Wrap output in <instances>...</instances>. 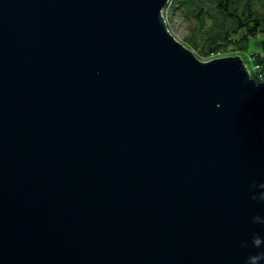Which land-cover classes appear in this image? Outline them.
<instances>
[{
	"label": "water",
	"instance_id": "1",
	"mask_svg": "<svg viewBox=\"0 0 264 264\" xmlns=\"http://www.w3.org/2000/svg\"><path fill=\"white\" fill-rule=\"evenodd\" d=\"M169 1L0 0V264H264V82Z\"/></svg>",
	"mask_w": 264,
	"mask_h": 264
},
{
	"label": "trees",
	"instance_id": "2",
	"mask_svg": "<svg viewBox=\"0 0 264 264\" xmlns=\"http://www.w3.org/2000/svg\"><path fill=\"white\" fill-rule=\"evenodd\" d=\"M167 7H181L183 18L198 20L187 40L204 55L228 46L244 51L250 38L264 35V0H170ZM256 62L264 78V60Z\"/></svg>",
	"mask_w": 264,
	"mask_h": 264
},
{
	"label": "rangeland",
	"instance_id": "3",
	"mask_svg": "<svg viewBox=\"0 0 264 264\" xmlns=\"http://www.w3.org/2000/svg\"><path fill=\"white\" fill-rule=\"evenodd\" d=\"M165 19L166 28L169 33L184 47L188 48L197 59L200 61H209L214 58H221L226 56H239L250 73V76L256 82H264V78L260 76L259 72L253 69V62L264 60V35L259 33L256 37L250 38L248 47L244 51H238L236 47H225L219 49L215 55H204L198 50L190 46L188 42L189 34L192 31L199 29V22L197 19L190 17V19L183 18V11L181 7L176 9L165 7L162 11ZM253 54V55H252Z\"/></svg>",
	"mask_w": 264,
	"mask_h": 264
},
{
	"label": "built area",
	"instance_id": "4",
	"mask_svg": "<svg viewBox=\"0 0 264 264\" xmlns=\"http://www.w3.org/2000/svg\"><path fill=\"white\" fill-rule=\"evenodd\" d=\"M253 69H254V71L256 72H259V74H260V76H262V74L260 73V66L258 65V64H255L254 66H253Z\"/></svg>",
	"mask_w": 264,
	"mask_h": 264
},
{
	"label": "bare ground",
	"instance_id": "5",
	"mask_svg": "<svg viewBox=\"0 0 264 264\" xmlns=\"http://www.w3.org/2000/svg\"><path fill=\"white\" fill-rule=\"evenodd\" d=\"M247 67V66H246Z\"/></svg>",
	"mask_w": 264,
	"mask_h": 264
}]
</instances>
